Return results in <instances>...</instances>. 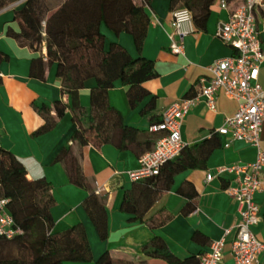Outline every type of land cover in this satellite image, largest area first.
<instances>
[{
  "label": "crops",
  "instance_id": "0c3cea01",
  "mask_svg": "<svg viewBox=\"0 0 264 264\" xmlns=\"http://www.w3.org/2000/svg\"><path fill=\"white\" fill-rule=\"evenodd\" d=\"M25 0H17L0 9V51L9 56L0 62V146L13 152L25 165L30 179L45 177L51 182L56 204L48 210L52 228L63 231L78 222L84 224L95 259L109 251L118 263L140 264L146 257L144 245L158 235L178 257L185 259L200 256L210 250L211 243L225 237L223 264H236L232 242L236 229L233 227L239 217L238 203L227 193L234 186L235 174L224 172L206 181L209 172L223 165L248 164L257 158V147L243 140H231L217 129L225 118L238 109V101L227 98L223 92L218 95L216 110L201 101L185 116L181 128L182 139L189 146L207 143L210 152L203 168L182 171L175 175L170 190L162 193L148 212L147 217L157 219L170 216L164 224L155 228L146 223L131 220L132 215L120 209L126 189L133 183L129 172L140 167L139 155L132 149H120L114 143L89 144L81 147L73 136L79 125L73 119L71 109L62 117H56V125L44 132L36 131L45 123L38 111L43 106L52 108L55 101L63 99L71 103L68 95L62 93L61 79L57 75L56 63L45 59L43 79L31 75L32 59L37 54L8 33L10 29L19 32L21 27L15 18L16 9ZM174 9L171 0H152L148 8L150 26L141 51L137 49L131 34L114 33L105 25L106 46L111 42L122 44L133 57L143 56L154 60L158 76L145 81L135 91L142 96H129V87L117 81L109 90L112 107L120 111L127 125L138 130V140L154 143L158 133L149 131L153 122L162 118V113L175 102L195 95L201 78H210L207 67L215 60L232 56L236 50L216 35L218 22L229 17V11L216 2L212 6L206 28L196 30L184 37L185 54H175L170 48L171 20ZM264 51V15L257 14ZM259 81L264 89V62L260 67ZM95 79H88L80 90V104L88 108ZM71 145L83 171L86 187H80L69 180L63 162L57 158L64 147ZM261 148L264 150V122L261 134ZM262 189L255 193L260 207V220L253 226L256 236L264 239V172ZM191 182L197 190L196 209L184 214L189 198L180 192L185 182ZM106 196L108 213V237L102 239L84 208L83 202L90 193ZM230 230L226 233V230ZM200 234V240L194 235ZM148 264H167L160 259H147ZM92 264V263H88ZM257 264H264V254Z\"/></svg>",
  "mask_w": 264,
  "mask_h": 264
},
{
  "label": "trees",
  "instance_id": "16d2710c",
  "mask_svg": "<svg viewBox=\"0 0 264 264\" xmlns=\"http://www.w3.org/2000/svg\"><path fill=\"white\" fill-rule=\"evenodd\" d=\"M14 1L17 0H0V9ZM216 2L218 0H171V7L174 10L189 9L196 29L203 30ZM151 4L152 0H63L54 8L56 5L51 0H25L16 9L15 18L21 29L19 32L10 29L8 33L37 54L32 59L31 75L43 79L45 59L48 63H56L62 93L71 99L70 104L60 99L52 108H39L45 123L36 134L52 129L56 117H62L69 108L79 125L73 140L81 147L110 142L120 149H132L139 156L153 149L156 142H140L138 130L127 125L120 111L111 106L109 90L120 81L129 87L132 101L142 96L135 90L158 76L155 62L143 56L133 57L118 42L106 46V36L102 32V25H105L116 34L129 33L141 51L150 26L148 8ZM8 59L9 56L0 51V62ZM91 78L95 79L96 86L91 91L90 106L85 108L80 104V90ZM51 109L56 112V117L51 114ZM210 151L207 143L188 146L164 164L159 174L133 180L124 193L121 211L132 215L131 220L152 228L164 224L170 216L157 219L147 217L148 212L162 193L171 189L176 174L205 167ZM57 159L63 162L69 180L85 188L83 171L71 145L64 147ZM52 189L51 182L45 177L30 179L23 162L0 146V199L9 200L14 226L22 230L13 238L0 236V264H135L118 263L109 251L95 259L81 222L63 231H54L48 216V210L56 204ZM180 192L189 198L184 214L194 212L197 197L194 185L187 181ZM106 200V196L93 192L83 202L102 239L108 237ZM194 238L200 240V234L196 233ZM9 246L14 253L7 250ZM142 253L146 260L140 264H148L147 259H160L167 264H201L200 256L178 257L158 235L143 246Z\"/></svg>",
  "mask_w": 264,
  "mask_h": 264
},
{
  "label": "built area",
  "instance_id": "2783aa9c",
  "mask_svg": "<svg viewBox=\"0 0 264 264\" xmlns=\"http://www.w3.org/2000/svg\"><path fill=\"white\" fill-rule=\"evenodd\" d=\"M221 8L229 11L226 20L218 22L216 35L232 46L236 53L215 60L207 67L210 78H201L198 92L183 98L162 113L160 121L150 124L149 131L159 137L153 149L139 157L140 167L129 172L133 180L159 174L164 164L176 158L189 145L182 139L181 128L189 110L203 101L216 110L220 92L238 101L234 115L226 117L217 129L231 140H243L257 147V158L248 164L223 165L209 172L206 181L224 172L235 174L234 186L227 193L238 203L239 217L233 227L236 229L232 242L236 264H257L264 254V239H259L253 226L260 220V207L255 193L262 189L264 172V150L261 148V134L264 122V89L259 81L260 67L264 62V51L257 14L264 15V0H218ZM192 12L187 8L173 11L171 20L170 48L175 54H185L184 37L196 32ZM8 199H0V236L13 238L22 230L15 227L14 218L8 208ZM229 229L226 233H229ZM225 237L211 243L210 250L200 255L201 264H223Z\"/></svg>",
  "mask_w": 264,
  "mask_h": 264
},
{
  "label": "rangeland",
  "instance_id": "374dc122",
  "mask_svg": "<svg viewBox=\"0 0 264 264\" xmlns=\"http://www.w3.org/2000/svg\"><path fill=\"white\" fill-rule=\"evenodd\" d=\"M52 1V4L53 5H56V4H60L63 0H51ZM58 5H56V7H54V8H57L58 7ZM55 10V9H54ZM9 252H12V253H14L15 251H14V249L11 247V246H9V248L7 249ZM83 264H88V263H83ZM93 264V263H92Z\"/></svg>",
  "mask_w": 264,
  "mask_h": 264
}]
</instances>
